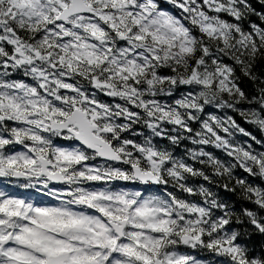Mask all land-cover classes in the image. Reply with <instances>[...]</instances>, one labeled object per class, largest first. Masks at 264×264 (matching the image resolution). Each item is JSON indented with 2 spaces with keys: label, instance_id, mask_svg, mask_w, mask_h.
<instances>
[{
  "label": "snow or ice",
  "instance_id": "obj_1",
  "mask_svg": "<svg viewBox=\"0 0 264 264\" xmlns=\"http://www.w3.org/2000/svg\"><path fill=\"white\" fill-rule=\"evenodd\" d=\"M0 264H264V0H0Z\"/></svg>",
  "mask_w": 264,
  "mask_h": 264
},
{
  "label": "trees",
  "instance_id": "obj_2",
  "mask_svg": "<svg viewBox=\"0 0 264 264\" xmlns=\"http://www.w3.org/2000/svg\"><path fill=\"white\" fill-rule=\"evenodd\" d=\"M245 127H248L247 125H244ZM250 131L255 132V129L249 128Z\"/></svg>",
  "mask_w": 264,
  "mask_h": 264
}]
</instances>
